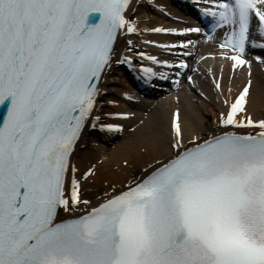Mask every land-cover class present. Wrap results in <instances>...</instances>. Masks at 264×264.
<instances>
[{"label":"snow or ice","instance_id":"6c2138e0","mask_svg":"<svg viewBox=\"0 0 264 264\" xmlns=\"http://www.w3.org/2000/svg\"><path fill=\"white\" fill-rule=\"evenodd\" d=\"M173 3L194 19L155 0L183 27L148 26L143 0H0V264H264V117L248 107L264 0ZM201 37L246 82L233 94L209 68L225 110L201 130L176 108L138 170L124 157V178L97 186L103 137L145 124L118 110L137 98L116 82L149 90L174 73L195 90Z\"/></svg>","mask_w":264,"mask_h":264},{"label":"bare ground","instance_id":"6f19581e","mask_svg":"<svg viewBox=\"0 0 264 264\" xmlns=\"http://www.w3.org/2000/svg\"><path fill=\"white\" fill-rule=\"evenodd\" d=\"M177 2L180 3L182 1L177 0ZM173 13L179 15L182 19H187L185 18V11L182 12L180 11V13L173 11ZM145 16H148L150 18V23H149L150 26L151 25L153 26V23H155L157 25L183 27V24L180 25L165 24L164 21L167 18L166 16L164 15L158 16L155 14V12H149L146 8H144L143 11V19ZM149 37L152 40H163V36L160 35L153 34V35H149ZM216 51H217V46L215 44L210 42H205L203 39H201V46L199 48L198 54L194 59L189 58V60L191 59L190 62H188L189 66L191 64L195 69H192V66H190L192 71H189L188 75H191L193 77V84H195L196 86L195 90L190 85L189 81L184 77L180 78V84L178 86L176 84L174 86H171L170 83L171 82L175 83L176 81L174 79L161 80L157 85V87H155L154 91H148L149 97H144L143 94L140 92H138V94L134 92L136 95L134 93L131 94L137 98L135 101L121 102V107L118 110L132 111L136 113V117L134 118V120L131 121V123L137 124L139 123V120L143 119L145 121V124L140 128H138L135 134L126 131L125 133L120 135L122 136V141L119 143L118 146L114 148V150L107 153L109 159L105 161V163L100 167V175L97 179V186H99L100 182L103 181L104 179L113 180V179L124 178L123 176H117L116 174L117 166L119 165L121 159L124 157H128L135 165V168L130 171L138 170L139 166L146 159V157L143 156V154L140 152L141 146L147 145L149 148L153 147L155 138L152 135V129L154 125H156L158 122L161 128L166 129L170 114L176 108L180 109L182 119L185 125L190 129L199 128L203 130L207 127V125L211 121H214L216 115H213V112L217 108H220L222 110L224 108V105H223V98L217 95L216 91L212 86L211 74L208 72V69L211 68L212 73L218 75L222 67L225 85L229 86L228 82L229 80H231L230 86L233 88V94H235L248 79L246 69L237 70L235 73H233L227 61H224L219 57H217L216 59H211L210 54ZM257 51L260 52L259 49H257ZM150 53L158 54V52L155 50H151ZM260 55L263 54H259L257 56ZM200 56H209L210 58L205 61H199ZM248 58L252 59L253 61L252 71H253V80L255 84L252 101L250 105H248V107L250 108V110L252 111L255 117H264V81H263L264 69L260 67L261 65L257 60H254L251 57V52L249 53ZM166 59H172V58L166 57ZM193 70L195 72H193ZM164 71H168V70L164 69ZM198 71H200L201 74L198 73ZM201 75L202 78L200 77ZM119 84H123L126 88L132 83L129 80H123V81H119ZM122 90L123 89L120 88L116 90L118 95ZM193 90L196 91L198 94L202 92L204 94L203 96L200 95L202 98H204V96L211 95L214 100V104L212 105L208 101V103L204 102L200 107L194 109L193 105L191 104L192 98L190 94V91ZM168 95L170 96L167 97ZM158 97H163V99L157 101ZM177 98L179 99L177 100ZM203 114H205L206 116L207 115L212 116V120L206 118ZM126 127H128V125H126ZM118 137L119 135H116L114 138L117 139ZM109 138L112 137L109 136L103 137L104 140H109ZM97 142H99V140ZM161 154H165L163 152L162 145H161ZM86 163L87 161H80L81 168H83Z\"/></svg>","mask_w":264,"mask_h":264},{"label":"rangeland","instance_id":"374dc122","mask_svg":"<svg viewBox=\"0 0 264 264\" xmlns=\"http://www.w3.org/2000/svg\"><path fill=\"white\" fill-rule=\"evenodd\" d=\"M143 3L145 4V8L149 11V12H155V14L156 15H158V16H161V15H163L162 13H160L157 9H151L150 10V8H149V0H143ZM155 3L157 4V5H164V6H166L168 9L170 8V10L173 12H179L180 13V9H178V8H176L175 6H173L172 4H170V2L168 3V0H155ZM182 12V11H181ZM185 18H187V20H189L190 22H191V20H190V18H189V16H187L186 15V13H185ZM144 20L145 21H147V25L148 26H150V18L148 17V16H145L144 17ZM164 23L165 24H175V25H180L181 23H178V22H176V21H173V20H170V19H168V18H166V20L164 21ZM142 26H144V25H142ZM152 26V25H151ZM153 26H159V25H157V24H155V23H153ZM144 38H146V39H150V37H149V35H146ZM165 39V37H163V40ZM201 39H203L202 37H201ZM138 47H143V48H145L144 50H146V51H148V52H150L151 50H155V51H157L158 52V54H154V55H157V56H159V57H161V58H166V57H171V56H165L163 53H161V51L159 50V49H157V48H155L154 46H151V45H138ZM172 58V57H171ZM191 60V59H190ZM190 60L188 59V62H190ZM190 66H192V69H195V68H193V65H191L190 64ZM262 67V66H261ZM197 70V69H196ZM123 71V70H122ZM193 72H195L194 70H193ZM198 73H200V71H198ZM201 74V73H200ZM170 75H171V79H174V80H176L177 78L175 77V75L174 74H171L170 73ZM202 76V75H201ZM117 84H119V81H117L116 82ZM171 84V86H174L176 83H170ZM117 89H119V88H117ZM116 89V90H117ZM121 89V88H120ZM123 90H127V91H129L130 93H134V92H136V94H138V91L132 86V84H130L128 87H126V88H124ZM135 94V93H134ZM135 94V95H136ZM190 94H191V98H192V100H191V104L193 105V107H194V109L195 108H197V107H200L201 105H202V103H208V101H209V103L210 104H214V100H213V98H212V96L211 95H209V96H207L208 97V99L207 100H205L204 98H202L196 91H190ZM117 95H118V93H117ZM170 95H168L167 97H169ZM163 99V97H158L157 98V101H160V100H162ZM152 100H154V99H152ZM156 101V100H155ZM220 102V101H219ZM221 103V102H220ZM219 110H221L220 108H217L214 112H213V115H216V113L219 111ZM222 110H225L224 108L222 109ZM206 118H209L210 120H212V116H210V115H205V114H203ZM203 116V117H204ZM201 117H202V115H201ZM136 124V123H135ZM135 124L134 123H131V127L133 126H135ZM138 124V123H137ZM136 124V125H137ZM119 135V137L116 139V138H114V137H112V138H109V140H105L106 142L105 143H103L102 144V148H103V151H104V153H108V152H110V151H112V150H114V148L116 147V146H118L119 145V143L122 141V136H120L121 134H118Z\"/></svg>","mask_w":264,"mask_h":264}]
</instances>
